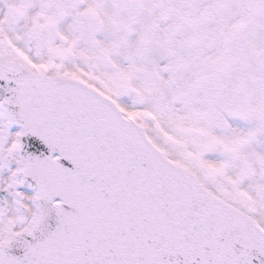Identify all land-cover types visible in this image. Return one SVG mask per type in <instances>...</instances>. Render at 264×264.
Listing matches in <instances>:
<instances>
[{"label":"snow or ice","instance_id":"6c2138e0","mask_svg":"<svg viewBox=\"0 0 264 264\" xmlns=\"http://www.w3.org/2000/svg\"><path fill=\"white\" fill-rule=\"evenodd\" d=\"M0 264H264V0H0Z\"/></svg>","mask_w":264,"mask_h":264}]
</instances>
